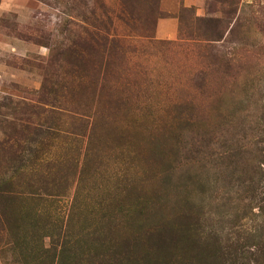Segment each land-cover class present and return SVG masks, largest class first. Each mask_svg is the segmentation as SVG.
Here are the masks:
<instances>
[{
  "label": "rangeland",
  "instance_id": "1",
  "mask_svg": "<svg viewBox=\"0 0 264 264\" xmlns=\"http://www.w3.org/2000/svg\"><path fill=\"white\" fill-rule=\"evenodd\" d=\"M72 1L0 0V101L47 120L52 110L59 129L13 186L20 217L38 214L17 230L0 220V264H233L256 224L215 215L232 205L227 194L208 206L204 185L227 173L216 166L214 177L206 154L262 113L264 0ZM169 18L176 36L157 38ZM209 19L220 21L214 38L202 36ZM7 134L0 121L1 142ZM41 175L60 196L37 200ZM186 201L197 211L193 242L160 251L157 219L173 223ZM241 245L235 264H264V247Z\"/></svg>",
  "mask_w": 264,
  "mask_h": 264
},
{
  "label": "trees",
  "instance_id": "2",
  "mask_svg": "<svg viewBox=\"0 0 264 264\" xmlns=\"http://www.w3.org/2000/svg\"><path fill=\"white\" fill-rule=\"evenodd\" d=\"M69 1L70 3L73 2L72 0ZM225 1L231 5L235 2L234 0ZM208 21L215 24H206L202 30V36L214 38L217 33L215 27L220 21L216 19H209ZM215 71H219V68H216ZM224 71L228 72L227 69ZM260 102H255L254 106H257ZM8 111L10 113H7ZM45 112L49 120L42 116L43 112L41 115L32 110V107L28 108L23 102L12 101L8 98L0 101V121L4 122L5 127H9L10 132L13 134H7V142H1L0 140V158L3 159L0 170L3 171L0 172V220H6L16 230L21 227L20 224L26 218L34 221L38 213L31 216L29 214L23 215L24 219L20 217L19 196L14 193L13 186H15L19 178L23 179L24 175H26L25 173L31 170V161L36 162L38 160L40 161L38 162L39 165L45 159V157H41L43 155H40L45 154L44 150L50 146L49 143H45V138L55 137L58 135L56 133L59 132L53 116L56 113L52 110H45ZM260 112L262 113L259 114L258 122L252 124V126L247 125L244 120L236 121V123H240L236 126L240 137L232 136V141L230 137L223 135V142L219 148L221 152L210 151L206 154L211 174L215 177L217 173L212 170L216 166H222L225 168L224 173H227V176H225L226 179L221 184H217L218 181H208L213 184L204 185L206 188L204 193H207L206 197L210 208L214 206L215 201L220 196L225 194H227L228 201H232V205H221L218 203L215 207L218 208L215 215H218V217L227 216L228 212L232 210L235 212V226L243 227V220L249 217L256 224L251 233H248L245 237L243 234V236H240L241 243L248 241L249 245L256 249V252L263 251L262 248L264 247V188L261 190V186L264 184V147L262 146L264 144V127H262V124H264V106L260 108ZM224 117L226 120L223 123H231L232 120H235L232 115H225ZM14 124H18L21 129L13 128ZM206 135L208 143L215 142L214 134L207 131ZM246 135H255L254 140L252 138L247 141L244 137ZM37 178L40 184L37 189L39 193H36L37 191L35 193L32 190L29 191L37 194L39 197L38 201H45L41 197L43 195L49 196L51 192L57 193L56 197L60 196L61 188L55 187L53 183L55 180H51L45 175ZM220 190H223L224 193H221ZM209 192H214L215 195L209 194ZM188 202L186 201V207L181 213H178L179 218L173 220V223L169 219H157L158 234L155 242H157L160 251L164 247L170 249V247L165 246L166 242L172 243L168 245H173L171 247L175 246L176 250H179L180 245H182L183 251H185L184 246H188L193 242L192 234L196 224L192 220L197 211L196 208L192 207L193 202ZM183 205L184 201L182 200L181 206L183 207ZM254 208H256L255 211ZM39 220L40 217L38 216L35 224ZM149 221L155 223V218L151 217ZM165 231L169 232V235L164 234ZM241 243H237L235 246L234 254L236 257L230 259L231 261L233 260V264L238 261L235 258L241 259L242 257L243 246ZM162 257L164 256L162 255ZM253 264H258V259H253Z\"/></svg>",
  "mask_w": 264,
  "mask_h": 264
},
{
  "label": "crops",
  "instance_id": "3",
  "mask_svg": "<svg viewBox=\"0 0 264 264\" xmlns=\"http://www.w3.org/2000/svg\"><path fill=\"white\" fill-rule=\"evenodd\" d=\"M177 33V21L176 19H162L156 24L155 35L159 39L173 38Z\"/></svg>",
  "mask_w": 264,
  "mask_h": 264
}]
</instances>
